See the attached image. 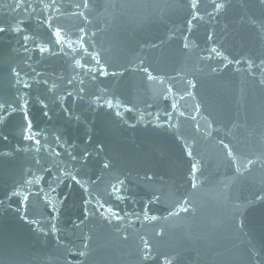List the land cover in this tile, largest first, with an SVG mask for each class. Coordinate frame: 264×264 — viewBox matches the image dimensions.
I'll use <instances>...</instances> for the list:
<instances>
[{"label": "water", "instance_id": "obj_1", "mask_svg": "<svg viewBox=\"0 0 264 264\" xmlns=\"http://www.w3.org/2000/svg\"><path fill=\"white\" fill-rule=\"evenodd\" d=\"M188 2L89 0V7L83 8V0H56L60 8L56 12L43 9L40 0H24L25 6L16 10L2 7L15 0H0V24L11 22L24 29L19 34H0V102L15 103L19 94H26L33 131L47 145L36 153L35 146L23 139L25 121L20 112L0 125V153H12L0 157V264H144L139 256L141 236L153 247L155 258L147 264H163L165 256L176 258V264H254L252 250L264 260V201L256 199L264 195V166L257 163L243 175L237 174L218 143L223 139L241 157L264 156V86L258 76L254 79L248 74L244 63L264 58V8L257 0H229L227 10L213 18L206 14L212 10L210 0H200L203 19L194 20L189 31ZM29 3L32 7H27ZM45 18L71 40L84 35L85 47L98 54L109 71L131 69L143 61L165 84L147 81L146 74L131 70L116 77L97 73L92 80L75 66V60L94 68L98 67L95 62L78 43L74 45L77 51L65 44L67 55L61 53L53 43L55 37L39 23ZM24 35L31 37L27 51L22 46ZM184 37L191 41L189 49L183 47ZM44 45L57 54L41 53L39 47ZM213 46L223 55L210 52ZM223 56L241 63L228 64ZM213 67L222 70L212 72ZM13 68L31 88L15 84ZM72 76L76 80L68 85ZM186 79L197 84L192 90L195 100L180 99ZM37 80L49 83L37 84ZM53 82L58 87L49 92ZM168 86L178 94L165 100L162 94H167ZM80 87L85 92L78 95ZM69 91L72 96L67 95ZM173 102L195 120L180 117L171 108ZM196 104L201 106L199 113L194 110ZM45 111L48 116L43 115ZM167 113H171L170 120ZM209 121L211 136L205 137ZM51 149L61 153L58 160L77 168L79 162L72 161L67 152L78 158L85 151L91 153L79 175L89 181L106 207L121 216L128 214L120 231L115 221L109 224L99 213L80 228L74 227L82 219L83 208L81 190L71 181H66L71 188L60 185L52 194L55 200H64L70 193L57 205L59 213L52 212L40 193L41 188L49 191L51 174L40 172L35 163L39 158L44 166H51ZM104 162L110 168L104 169ZM193 164L197 165L196 188L191 186ZM31 172L45 179L26 184L25 180L33 179ZM120 180L123 185L118 184ZM112 185H118L120 192L114 193ZM17 190L21 195L9 199ZM184 199L190 202V211L168 216L172 206ZM145 208L160 219L144 221ZM101 211L109 215L106 209ZM133 213H139L140 219ZM53 223L56 234L50 230ZM161 229L164 234L157 236ZM85 234L91 237L86 261L76 255Z\"/></svg>", "mask_w": 264, "mask_h": 264}, {"label": "snow or ice", "instance_id": "obj_2", "mask_svg": "<svg viewBox=\"0 0 264 264\" xmlns=\"http://www.w3.org/2000/svg\"><path fill=\"white\" fill-rule=\"evenodd\" d=\"M211 6H212V10L207 12L206 14L210 17L215 18L217 15L225 12L229 6V0H210ZM257 3L260 7L264 8V0H257ZM40 4L43 5V9H54L56 12L60 11V8L57 6L56 4V0H51L50 3H43V0H40ZM24 0H15L14 4H4L2 5V7L8 8L11 7L14 10L16 9H20L22 7H24ZM39 6V5H37ZM190 9V15H191V19L188 20V26H189V31H191L192 29V22L194 20H202L203 16L200 15L199 12V7H200V0H189L188 5H187ZM27 7H32V4L29 3L27 5ZM76 7H81V5H76ZM83 8H88L89 7V0H83V4H82ZM42 9V10H43ZM75 15V13H74ZM79 15L84 16L85 14L83 12H80ZM85 19H87V17H85ZM41 26H44L47 28L48 32L50 33L51 36L55 37V40L53 41L54 44L59 45L60 46V52L64 53L65 55H67L66 52H64V46L65 44L67 45V47L69 49H71L73 52L77 51V49L74 47V45H76L77 43L80 46V49L84 51V53L91 58L92 61L95 62V65H97L98 67H89L87 63L82 64L80 59L75 60V66L78 68H81L84 70V75H90L92 80H95L97 78V73L99 74V76L102 77H108V76H112V77H116L118 75L122 76L124 74L125 71H140L144 74H146V79L147 81L156 83L158 82L159 84L163 85L165 84V80L163 77L158 76V75H153L152 71H150V69L146 66H143V61L140 62V64L135 65L134 67H132L131 69L129 68H124L123 71L117 72V71H109L108 68L101 63V59L99 57L98 54H95L93 52L88 51V49L85 47V36L81 35L79 36L78 40H71L67 34H63L62 35V29L60 27H55L53 28V24L50 18H45L44 20H40L39 21ZM22 31H24L23 28L20 27L19 24L17 25H13L11 22H8L6 24H0V34H4V33H8V32H12V33H16L19 34ZM80 32L83 33L84 29L81 28ZM95 35V34H93ZM31 39V37L29 35H24L23 36V40L25 41V44L22 45L25 48V51H27V41H29ZM207 39L209 41L213 40V36L211 34L208 35ZM191 46V41H189L188 37H184V43H183V47L184 49H189ZM39 51L41 53H50L51 55H56V52L51 51V49L47 46H40L39 47ZM210 52L215 53L216 56H222L223 54L218 51L217 47L213 46L210 48ZM203 59V58H202ZM207 59H211V57H207ZM224 60L228 61V64H232V63H236V64H240L241 61L240 60H228V57L223 56ZM244 63L247 65V72L250 76H252L254 79L257 78V76L259 77L258 79V83L261 86H264V58L259 60V63H257L255 60L252 59H246L244 61ZM228 64H225L224 67H227ZM29 67H31V65H29ZM218 70H222L219 69L218 67H213L211 68L212 72H217ZM254 70H258V71H254ZM12 74L15 77V84L16 85H23V88L28 89L31 88L32 85L25 79H23L21 77V73L20 71H18L17 69L13 68L12 70ZM33 71H35L33 69ZM37 75H40V73H36ZM174 79V78H173ZM76 80L75 76H72L70 79L67 80V84L68 85H72L73 82ZM35 83L40 84L43 83L45 85H48V81L47 80H37L35 81ZM79 83L81 85L84 84V80H80ZM58 87V85L53 82L51 83V85L48 87V91L49 92H54V90ZM197 87V84L194 82V80L192 79H186L185 80V86L183 89V93L180 94V99L181 100H185L186 98H191L193 100L196 99V96L194 94V92L192 91L193 89H195ZM85 89L83 87H80L78 90V95L80 93H84ZM166 92L167 94H162L163 95V99L168 100L169 99V95H176L178 93H174V87L173 86H168L166 88ZM68 96H72L73 93L71 91H69L67 93ZM83 97L81 96V99ZM39 99V98H38ZM61 101L63 100V97H60ZM100 97H96V100H99ZM40 103L42 104L43 107H47L46 104H44V102L41 100ZM105 103L107 104V107L112 108L113 104L111 101H105ZM116 107H119V104L116 105ZM171 108L174 112H178L180 117H186L188 119H192L195 120L194 116H187V114L184 111H180L178 108V104L173 102L171 104ZM28 100L26 99V94H19L17 96V99L15 101V103L12 102H0V125H3L5 123V121L7 120L8 116L17 112L22 113V117L23 120L25 121V126H24V135H23V139L26 141H30L32 145L35 146V152L36 153H40L42 148H47V145H42L40 139H38L37 137L40 135V133L33 131V126H32V121L29 118V112H28ZM194 110L199 113L201 110V106L200 104H196L194 106ZM65 111H67V109H65ZM126 111H131V109H127ZM44 116H48L49 113L47 111H45L43 113ZM117 116H120V113L117 111L116 112ZM169 120L171 119V113H167ZM158 119V117H157ZM158 127H163V124H158ZM172 126V125H170ZM174 127V126H172ZM212 127V122L209 121L207 122V126H206V130L204 132L205 137L211 136V132H209L207 129H210ZM196 131L199 132L200 131V126L199 124H197L196 126ZM4 140H7L8 137L4 136L3 137ZM47 138L45 137V140ZM60 138L57 137V143H59ZM186 143V142H185ZM219 145L222 146V150H224V154H225V159L228 161L229 165L234 166L235 168V172L237 174L243 175L244 172H247L250 167L255 166L257 163H259L261 166H264V156H257L255 159L249 158V157H241L240 155H238L235 150L228 144L225 143V141L223 139H220L218 141ZM61 147L63 145H60ZM187 147V144H186ZM18 151H29L30 148H18ZM103 149L101 148V151ZM67 151V150H66ZM12 155V153L9 152H4V153H0V157H10ZM49 157H51V161L50 164L51 166H44V164H42L41 159L37 158L35 160V163L40 166L39 167V171L42 173H50L51 174V179L48 181V188L49 191L45 192L43 188L40 189V193L44 194V200L45 203L51 207L52 212L53 213H59L60 208L57 205L63 204L64 200L68 199V196L70 195L67 194L64 197V200H55V197L52 195L54 193L57 192V189L59 188L60 185H65L66 187L71 188L72 184H66V181H71L74 182L75 185L79 186V189L81 190V197H82V219L80 220V222L78 224H75L74 227L76 228H80L82 224H84L85 221H87L90 217H94L97 215V213H99V216L106 220L109 224H112L113 221H115L116 223L114 224V227L116 228L117 231H120V228L122 226V222L123 220L127 217V213H125V216H121L119 215L116 211H114L111 207H106L105 203H101V200L99 198L98 195L94 194V189L91 188L89 181L83 179L79 173L81 172V170L85 167L86 162L88 161L89 157L91 156V153L85 151L83 153L82 156H80L79 158L75 155L72 154V152L68 151L67 155L71 158L72 161H78L80 164V167H74L70 164H66V162L58 160L57 158L61 156V153L56 151L55 149H51L48 152ZM187 155L191 158L193 153L192 151L189 149L187 151ZM103 168L104 169H108L110 168V164L108 162H104L103 163ZM196 172H197V165L193 164L192 165V175H191V186L192 188H196L197 187V183H196ZM31 175L33 177V179H27L25 180V183L28 185H33V184H39L42 180L45 179V177L43 175L37 176L35 172H31ZM92 183H95L94 181ZM119 185H123L124 181L120 180L118 182ZM112 190L114 193H119L120 192V188L118 185H112ZM39 195V193H37ZM21 195V193L17 190V191H13L11 193V196L9 197V199H11L12 197H16ZM117 199L123 200V196L117 195L116 196ZM257 200L260 201H264V195H258L256 197ZM24 202H26L28 200V197L25 196L23 198ZM155 200L158 201L159 197H155ZM55 201V202H54ZM95 201V203H94ZM153 203V201H149V204ZM189 201L187 199H184L182 201H177L172 208L169 210L168 212V216H179L180 213H188L190 211L189 208ZM0 205H3V201H0ZM239 208V206H237ZM101 209H106V211L109 213V215H105L104 211H101ZM178 209V211L176 210ZM133 215L136 216L137 219H140V214L139 213H133ZM23 218V217H22ZM143 218L144 221H147L149 223L152 222H156L158 218L156 215H149V211L147 208H145L144 212H143ZM168 217H162V219H167ZM53 219H57V217H53ZM51 233L52 234H56L58 231L57 225L55 223L51 224ZM43 231V230H42ZM45 235H48L47 232L44 233ZM163 230L161 229L160 231L156 232L157 236H162ZM123 239H128L127 235H124L122 237ZM91 237L89 235H82L81 237V241H82V247L80 250L77 251L76 255H78L79 257H83L84 260L86 261L89 253L87 251V249L89 248V241H90ZM59 243V241H58ZM153 247L152 244L150 243V241L148 239H146L145 237L141 236L140 237V246H139V256L142 262H144V264H147V262L150 259H154L155 257H153ZM71 254V253H70ZM251 256L253 257V261L254 264H264V260H262L260 258V254L258 252H256L255 250L251 251ZM82 264H84V261H82ZM163 264H176V258L173 257H167L165 256L163 258Z\"/></svg>", "mask_w": 264, "mask_h": 264}]
</instances>
